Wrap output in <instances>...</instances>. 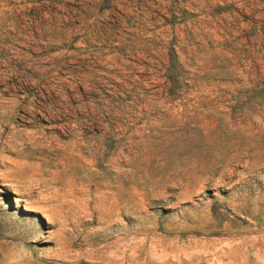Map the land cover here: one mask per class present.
Masks as SVG:
<instances>
[{
    "label": "rangeland",
    "instance_id": "1",
    "mask_svg": "<svg viewBox=\"0 0 264 264\" xmlns=\"http://www.w3.org/2000/svg\"><path fill=\"white\" fill-rule=\"evenodd\" d=\"M0 264H264V0H0Z\"/></svg>",
    "mask_w": 264,
    "mask_h": 264
}]
</instances>
